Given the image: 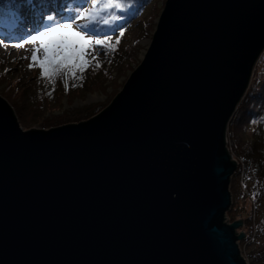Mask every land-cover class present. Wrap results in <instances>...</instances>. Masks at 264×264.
Here are the masks:
<instances>
[{"label":"water","instance_id":"water-1","mask_svg":"<svg viewBox=\"0 0 264 264\" xmlns=\"http://www.w3.org/2000/svg\"><path fill=\"white\" fill-rule=\"evenodd\" d=\"M263 51L264 0H165L98 114L24 130L0 95V264H248L227 128Z\"/></svg>","mask_w":264,"mask_h":264},{"label":"trees","instance_id":"trees-1","mask_svg":"<svg viewBox=\"0 0 264 264\" xmlns=\"http://www.w3.org/2000/svg\"><path fill=\"white\" fill-rule=\"evenodd\" d=\"M93 1L0 0V37L9 41H21L26 35L38 29V25H42L44 20L46 24H50L51 22L47 19L48 16H53L56 19L61 18L64 22L74 20L75 24L77 22L80 24L88 23L86 20H81L80 17L84 12L93 10ZM156 1L112 0V3L119 5V7L110 8L107 11H103L100 6L101 16H108V18L120 17L118 19L120 21L116 20L117 28L114 33L107 32V27L99 24L97 26L98 34L95 36L100 39H104L105 36L111 37L109 42L115 45V50L110 51L107 55L103 52L102 57L91 60L92 63L83 73L77 71L76 76L82 75L83 79L72 78L68 73L71 86L67 90L61 72L53 77V79H56L53 84L51 79L42 76L41 69V78L49 82L46 87H36L31 83L29 86L25 85L24 88L18 84L10 83L9 88L4 93L10 97L13 105L20 110L25 121L30 122L43 116L48 108L61 109L63 105L58 102L57 98L60 100L62 96L67 95L72 100V104L74 98L77 97L76 95L85 94L94 86L101 85L104 78L111 77L115 69L129 58V53L122 52L120 49L123 37L131 28L134 20L144 14L147 9L150 8L152 12L157 11L154 17L158 16L160 9L157 8ZM103 3L104 0H99L100 5ZM121 30L124 33L123 36H119ZM117 39H119L118 44H116ZM97 62L101 64L100 67H95ZM15 97H19L21 102L16 103L17 99ZM103 107H105V104L95 109L89 108L79 111L78 108H71L70 112L64 111L60 115L48 117L43 123L57 125L67 123V121L73 119L89 118L101 111ZM227 140L231 154L237 161L239 160L235 175H241L242 177L239 199L236 200V206L230 209V221L236 219L237 214L235 212L239 211L244 221L254 229L252 236L263 233L264 212L256 220V208L257 202L264 196V51L255 65L248 89L230 120L227 128ZM251 208L253 211L249 212L248 210ZM262 259L264 264V257Z\"/></svg>","mask_w":264,"mask_h":264},{"label":"rangeland","instance_id":"rangeland-1","mask_svg":"<svg viewBox=\"0 0 264 264\" xmlns=\"http://www.w3.org/2000/svg\"><path fill=\"white\" fill-rule=\"evenodd\" d=\"M155 3H156L157 8L160 9V12H161L163 9L165 0H157ZM100 6L102 5L99 4V0L93 1V9L100 10ZM156 12L157 11L152 12V10L149 8L145 11L144 14H142L140 17L134 20L131 28L124 35L123 37L124 39L120 44L121 45L120 49L122 50V52L129 53L128 54L129 58L115 69L111 77L104 78L101 82V85L99 84L97 86H94L93 88L85 92V94L81 93L79 95H76L77 97L74 98V102L72 104H71L72 100L67 95L62 96L60 100L59 98H57L58 102L62 103L63 105L61 109H58V108L49 109L48 108L47 111L43 113V116L38 117L35 121H31V122L27 120L25 121L20 110L13 105V103L10 101V97L6 95L4 91L9 88L8 85L10 83L18 84L19 86L21 87L23 86L24 88L26 86L31 85V83L32 85L36 87L42 86L43 88L49 84V82H46V80L41 78V68H39L38 66H34L31 69L29 68V64L33 63L31 60L32 50L38 47L39 44L38 43L25 44L24 47H20V48L14 47V45L22 43L27 38H29L31 36L30 34L26 35L25 38H23L21 41L17 43L8 42V41L5 42L4 40L1 39L0 41H3V43H0V95L3 96L5 99H7V101L12 105L21 127L24 130H30L32 128L47 130V129L57 127L60 125L81 122L83 120H87L91 118L89 117V118H84V119H73V120L67 121V123L57 124V125H53L52 123H48V124L43 123L45 119L48 117L50 118L51 116H54V115H60L64 111L70 112L71 108H78V111H79V110L89 109V108L95 109L104 104H105V107H103V109L106 108L110 104L112 99L117 95V93H119L122 90L131 72L142 61L144 54L148 46L151 43L153 33L155 31L156 24L158 21V17L160 15V13H158V16L154 17ZM103 17L108 18V16H103ZM54 19L55 21L61 22V23H72L74 28L76 24L79 23L77 22L76 24H74L75 23L74 20L70 22H63L60 18H57V19L54 18ZM109 19L111 22L108 25H104V24H101V25H104L108 28L107 32L114 33L117 28L116 21L111 20V18ZM48 25L49 24H46L44 20L42 25H38V29L34 30L35 34H38L39 31L44 30L46 26ZM97 38L99 37H95V36L93 37V39H97ZM93 56L95 58L100 57V56L102 57L103 52H96L95 50H93L91 52V55L88 56L87 58L91 61ZM61 73L63 76L64 84L67 83V88H70L71 80L68 79L69 78L68 72L66 70H62ZM55 82H56V79H55ZM31 90H33V88H31ZM15 98L17 99L16 103L21 102V99L19 97L18 98L15 97ZM110 98L111 100L109 101ZM103 109H101V111ZM69 114L71 115V113ZM71 118H74V117H71ZM235 160L237 159L235 158ZM237 170L233 174L231 178V183H230V191L232 194L231 208L233 206L234 207L236 206V203L238 201L237 198L239 197V193L241 189L242 177L241 175H235ZM256 209H257L256 210V220H258L261 217L262 213L264 212V196L261 197L259 201L257 202ZM248 211L252 212L253 209L251 208ZM235 213L237 214L238 218L236 217V219L233 221H230V218H231L230 210L228 211L226 216H227V221H229L230 223L238 219H242L243 221V225L237 229L238 234L241 231L245 233V237L239 240V247H240L242 256L245 258L248 264H263L262 257H264V232L257 233V235L252 236L254 229L250 227V225L244 221L243 216H241V212L238 211ZM250 236L252 237L250 240H248Z\"/></svg>","mask_w":264,"mask_h":264},{"label":"snow or ice","instance_id":"snow-or-ice-1","mask_svg":"<svg viewBox=\"0 0 264 264\" xmlns=\"http://www.w3.org/2000/svg\"><path fill=\"white\" fill-rule=\"evenodd\" d=\"M103 11L110 8L119 7L113 4L112 0H104L102 4ZM48 21L52 22L44 30L38 34L31 35L24 42L14 45V47H24L25 44H36L39 46L32 50L31 60L29 64L31 69L38 66L42 69V76L55 80L53 77L59 75L62 70H66L72 78L83 79V76H76V72L83 73L90 66L92 61L87 57L91 52H104L107 55L110 51L115 50V45L109 41L111 37L105 36L104 39H93L97 36L99 24L108 25L111 21L107 17L100 15L99 9L89 10L83 13L81 20H86L88 23H77L75 28L72 23H61L55 21L52 16L47 17ZM120 17H112L111 20H118ZM123 31L119 32V36H123ZM3 43V41H0ZM119 39L116 40V44ZM95 60V57H92ZM97 62L95 67H100ZM67 90V83H65Z\"/></svg>","mask_w":264,"mask_h":264}]
</instances>
